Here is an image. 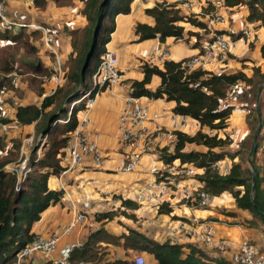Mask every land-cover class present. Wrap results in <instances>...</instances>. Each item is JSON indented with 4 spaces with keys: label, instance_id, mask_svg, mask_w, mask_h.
Returning a JSON list of instances; mask_svg holds the SVG:
<instances>
[{
    "label": "trees",
    "instance_id": "trees-1",
    "mask_svg": "<svg viewBox=\"0 0 264 264\" xmlns=\"http://www.w3.org/2000/svg\"><path fill=\"white\" fill-rule=\"evenodd\" d=\"M82 12L86 16L87 26L81 29H72L69 32L71 52L62 63L63 84L58 85L50 95L45 94V82L57 75L53 66H47L38 56V48L30 44L25 51L26 60L19 61L17 67L13 66L14 59L0 58V89L14 91L21 96L15 75L26 84L35 96L42 98L36 102L19 104L16 107L13 121L19 125L34 127V147L28 156V171L23 178H18L15 171H9L6 166L17 163L21 140L0 135V264H13L17 253L29 244L35 236L31 229L43 211L61 200L62 190H53L48 187L51 175H59L63 168L59 165V156L63 153L68 135L76 127L78 112L84 109V102L74 105L69 119L65 123L57 122L60 117H67L69 104L80 96L82 91L92 87L91 77L96 71L105 44L109 42L111 33L115 30V17L128 14L134 0H83ZM148 2L150 0H142ZM38 8H44L46 0H33ZM57 5L70 3V0H55ZM226 7L245 5L248 8L247 20L258 22L264 28V0H224ZM145 13L155 20L154 25L137 23L134 28L138 41L157 38L163 41L168 37L175 40L190 42L192 36L198 34L179 25L180 22L204 30L208 34L206 24L199 16L181 15L176 4L167 3L166 0H155L153 7L146 8ZM10 27L3 30L9 32ZM26 28H18L17 30ZM12 31V30H11ZM13 32L12 38L19 34ZM22 31H20V34ZM221 32V31H217ZM1 33V31H0ZM31 40L42 39V32L33 29L27 33ZM241 34H231L236 39ZM1 38V34H0ZM197 40L194 46H198ZM211 39L207 41L209 43ZM261 56L264 58V44L260 47ZM52 62L54 55L48 52ZM11 62V63H10ZM183 60H166L163 69L144 63L142 65L143 79L134 80L130 84L129 95L132 97H148L153 99L164 98L173 101V113L194 119L199 129L192 135L175 131L176 139L172 150H161L160 158L166 163L178 159L181 163L191 164L202 168L203 173L198 179L203 182L202 189L213 197H218L224 192H229L238 209L251 213V219L246 223L249 227L264 226V187L262 185V171L259 153L264 154V140L258 141L252 154V163L256 172V184L251 197L252 172L244 169L240 162H235L236 154L224 150L231 143V138L218 136V131L227 127V119L234 110L230 104L223 105L231 86L237 82L244 83L241 99L248 103L253 79L260 76L264 81V72L260 68H253V74L248 77L244 72L213 74L203 69L186 70L182 66ZM18 68V69H15ZM17 70L20 71L17 73ZM153 75L160 78V83L155 90H150L146 85ZM252 94V93H251ZM255 95V94H254ZM254 112L255 109H253ZM6 117H1L2 123L10 122ZM257 121V116L255 117ZM212 129L216 133L208 135L206 130ZM262 131L264 130L262 124ZM255 130L252 133V138ZM48 137L47 146L42 155H37V140L39 137ZM262 135L259 136V139ZM195 145L201 149L189 148ZM229 158L231 162L229 171L220 174L214 164ZM252 199L254 203L252 202ZM121 210H109L95 215L101 222V227L89 234L81 247L74 248L69 260L72 264L80 261L98 262L100 264H131L128 259L105 260L103 250L108 245L120 246L125 251L136 250L151 254L158 264H232L224 257H212L201 247L194 243L173 244L168 240L157 242L145 234L130 229L127 234L113 235L109 233L104 224L125 215L133 218L132 212L136 203L130 199L121 200ZM128 210V213L126 212ZM170 208L165 204L159 206V213H169ZM232 214V213H231ZM234 215V214H233ZM43 264H55L47 261Z\"/></svg>",
    "mask_w": 264,
    "mask_h": 264
},
{
    "label": "crops",
    "instance_id": "crops-1",
    "mask_svg": "<svg viewBox=\"0 0 264 264\" xmlns=\"http://www.w3.org/2000/svg\"><path fill=\"white\" fill-rule=\"evenodd\" d=\"M166 1L167 3L176 4V8L182 14L188 12L177 0ZM154 4L155 0L148 2L134 0L128 14H120L115 17V30L111 33L107 46L114 49L118 55L120 79L117 83L102 90L96 97L93 107L89 111L91 123L86 127L89 140L94 142L101 151L103 156L102 165L95 164L92 157L87 155L84 157L81 166L70 170L65 169L54 178L49 177L48 187L53 190H62L63 196L59 202L43 211L40 219L32 225L31 231L34 235L47 236L54 231L62 230L69 226L77 213H85L89 217L95 218L96 214L109 210L123 211L121 200H133L137 192L154 180V176L150 173L151 160H159L163 148H167L168 152L172 150L176 137L170 138L168 134H175V131L184 132L187 131L186 129L194 131L193 133L198 131L199 125L194 119L196 123H189L188 125L189 117L173 113V101L143 96L138 98L140 103L148 108L149 113L156 114L157 117H152L150 121L145 123L148 132L146 135L141 136L131 147L124 148L120 144L117 119L125 107L131 82L143 79L142 65L147 63L163 69L166 60L181 61L198 54L211 38L209 33L206 34L204 30L186 23L183 25L185 30L197 33L198 40L196 36H192L189 43L183 40H175L173 37H168L163 41H159L157 38L138 41V36L134 32L135 25L137 23L154 25V18L145 13V9L153 7ZM83 6V0H70V3L63 5H57L55 0H46L44 8L36 7L33 0H9L5 6V15L10 20L47 27L54 34V46L61 63H63L71 52L70 30L81 29L88 24L82 12ZM197 10L194 9L195 13L198 12ZM223 15L224 21L216 27L218 31L227 35L238 34L244 27H247V23L242 20V18H247L248 15L246 6L226 7L223 9ZM3 29L4 26L0 22V31H3ZM31 30L33 29L26 32L29 33ZM257 33L254 41L245 42V44L236 42L235 49L229 52L225 59L215 60L203 70L213 74L242 71L248 77L252 76L253 68L259 67L261 72H264V58L260 52V47L264 44V28L257 27ZM196 40L199 45L195 47ZM32 44L38 48V56L45 65L53 66L43 39L34 40ZM158 48L164 50L166 55L156 53L152 59L149 58L153 50ZM17 82L22 93L21 96L16 95L14 91L0 93V109L3 116H8L7 118L10 121L0 123V132H2L0 134L5 135L7 140L10 138L20 139L24 149V147L26 148L25 142L27 144L28 140L33 138L34 127L33 124L21 126L13 121L16 107L19 104L31 102L39 104L42 98H38L29 91L26 84L22 83L20 79ZM62 83L63 80L58 74L47 80L44 84L46 86L45 94H52L56 87ZM159 83L160 78L153 76L146 87L155 90ZM241 95L242 93L234 99L227 96L222 104L226 105L227 100H238V107L243 108L247 103L241 99ZM230 105H233L234 109L236 108L235 104L231 103ZM242 111L244 115L241 128L237 129L233 124L231 125V122H228L224 134L217 133L219 137L234 138V143L237 144L246 139L249 134L246 115L249 111ZM261 111L264 119V98L262 99ZM156 126L159 127V131H155ZM231 130H234V137L233 133L230 134ZM189 148L201 149L202 147L191 145L187 147V149ZM134 154L141 157L140 165L131 172L124 171L123 167ZM226 160L229 161L228 164H225ZM231 161L226 158L222 163L229 169ZM225 193L231 195L229 192H224L221 195ZM162 204H165L171 211L169 213H159V207L153 208L152 219L155 221L154 224L138 219L132 212L133 218L119 215L115 219L106 222L104 227L113 235L127 234L130 229H135L157 242H164L167 240L166 226L170 220L177 218L189 220L194 217L201 220H212L219 223V233L230 241V247L219 255L232 264H236L235 250L240 238L246 236L256 245L264 246V227L262 225L258 228L249 227L246 221L251 219V213L247 210L238 209L234 199L223 200L215 208L190 209L181 203L179 196L175 195L170 201ZM126 212L128 213V210ZM98 226L101 227V222H98ZM90 233L88 223L75 225L68 234L62 235L55 251L49 254H36V264L58 260L61 248L67 243L86 241ZM103 253L105 260L115 258L128 259L131 262L139 252L136 250L125 251L120 246L108 245ZM142 254L146 258L147 264H158L151 254L146 252ZM83 264L100 263L84 262Z\"/></svg>",
    "mask_w": 264,
    "mask_h": 264
},
{
    "label": "built area",
    "instance_id": "built-area-1",
    "mask_svg": "<svg viewBox=\"0 0 264 264\" xmlns=\"http://www.w3.org/2000/svg\"><path fill=\"white\" fill-rule=\"evenodd\" d=\"M7 1L0 0V22L4 27L15 26L17 28L23 27L26 29L40 30L46 51L54 55L53 68L62 79V63L54 46V34L44 25H33L8 19L4 15ZM177 1L188 10L186 14H182L181 12L180 14L201 16L200 18L206 24L208 33L211 35V41L206 44L204 49L198 54L183 60L182 66L188 71L195 70V68L204 69L215 60L225 59L227 54L235 49L237 38L232 39L229 36V38H226V33L217 32V25L224 21L223 9L226 8L224 0ZM195 8L198 9L197 13L194 11ZM240 33L241 35L238 38H244L246 43L251 42L253 36L251 28L244 27ZM156 53L166 55L164 50L158 48L153 50L149 58L152 59ZM118 64L119 59L116 51L109 48L106 43L99 65L91 77L92 87L82 91L80 96L69 104V111L66 118L60 117L57 119V122L65 123L69 119L73 106L82 101L84 102V109L78 112L77 125L69 133L63 153L59 156L58 162L63 168L62 171L81 166L84 157L87 155L92 157L95 164L102 165L103 156L101 151L94 142L89 140L86 134V127L91 123L89 111L93 107L96 97L102 90L119 81L120 73ZM243 89L244 83L237 82L230 87L227 96L234 99L242 93ZM4 92L5 88L3 87L0 89V93L4 94ZM138 98L129 95L126 98L125 107L117 119L119 141L124 148L131 147L141 136L146 135L148 131L145 123L150 121L152 117H157L156 114L149 113L148 108L140 103ZM79 113H81V116H79ZM2 116L3 112L0 109V118ZM155 131H159L158 126L155 127ZM206 132L208 135H214L216 133L212 129H208ZM168 135L170 138L176 137L174 133H169ZM39 138L37 144L42 142V137ZM39 145H37L38 148ZM259 154L261 163L264 165V154ZM28 156L29 152L28 154L25 152L23 156L21 155L22 159L19 162L7 165L6 169L15 171L19 179L23 178L30 171V167L27 166ZM222 161L216 162L214 167H216L220 174H226L229 169L223 165ZM140 163L141 157L134 154L125 164L123 170L131 172ZM203 172L202 168L181 163L178 159L173 160L171 163H166L161 158L156 161L151 160L150 173L154 176V180L150 181L144 189H141L135 194L133 201L136 203V209L133 213L138 219H143V221L154 224L155 221L152 219L153 208L170 201L171 198L175 195L178 196V194H180L181 203L186 207L190 209L206 208L215 197L202 189L203 182L198 179V176ZM262 185L264 187V167L262 171ZM98 222L96 218H91L85 213H77L69 226L62 230L54 231L47 236L35 235L31 242L17 253L16 260L13 264H36L35 255L38 253L49 254L55 251L62 235L68 234L75 225L88 223L90 232H93L100 228ZM166 233L169 242L173 244L194 243L214 258L218 257L220 253H224L230 247V241L219 233L216 222L208 219L201 220L195 217L189 220L180 218L173 219L167 223ZM84 243L85 240L76 243H67L61 248L60 258L55 260L54 263L72 264L69 260L71 251L76 247L83 246ZM142 253H137L133 257L131 264H147L146 258ZM235 263L264 264V246L260 247L256 245L246 236L240 238L236 245ZM76 264H83V262L80 261Z\"/></svg>",
    "mask_w": 264,
    "mask_h": 264
},
{
    "label": "rangeland",
    "instance_id": "rangeland-1",
    "mask_svg": "<svg viewBox=\"0 0 264 264\" xmlns=\"http://www.w3.org/2000/svg\"><path fill=\"white\" fill-rule=\"evenodd\" d=\"M240 6L241 7H245V5H240ZM4 15H5V10H4ZM242 20H244L247 23V27L252 29L253 36H252V40L251 41H254L256 36H257V34H258L257 33V27H261V26L257 22H249L247 20V18H242ZM184 24H186V23L185 22H180L179 23V25H181V26H183ZM10 28H11L12 31H15V33L19 32V34L16 36V38H12V36L14 34H13V32L10 29H9V32L8 31L6 32L5 30L1 31V33H0L1 34V38H0V58L3 57V59L6 58L8 60L9 59H14L12 64H13L14 67L15 66L17 67V65L19 64V61L26 60L27 57L25 56L24 53H25L26 49H28V46L33 43V40H31V42H30V37H29V35L26 32V31H29V29L17 30L18 28L15 27V26H10ZM20 31H22L21 32L22 34H20ZM185 31H188V30H185ZM228 36L231 37V34H228L225 37L229 38ZM236 41L238 43H240V44H245L244 38H237ZM15 69H18V68H15ZM19 72L20 71L17 70V73H19ZM153 76H156V75H153ZM15 79H17V80L20 79L18 74L15 75ZM17 80H16V82H17ZM262 80H263V78H261L260 76H255L254 77L253 83H252V87L250 86V88H248V90L251 91L252 94L250 93V96L248 98L249 99L248 103L243 108L238 107V105H239V101L238 100H235V101H228L227 100L226 101V104H231L232 103V104L236 105V108L234 109L233 113L229 116L227 121L231 122V125L233 124V126L235 128H237V129H240L241 126H242L243 115H244L243 114L244 112L242 110H247V112L249 111L248 114L246 115V117H247L246 124H247L248 129H249V134L246 137V139L244 141H242V142L237 144V143H234V140H233L234 138H231V143L224 148V150H226L227 152L237 155V157L234 159V161L235 162H240L244 169H248L249 168L251 170V165L247 161V156H248V152H249V149H250V146H251V143H252V137H251L252 133H253L254 130L256 131V128H257V125H258V121H255V117L257 116V113L254 112L253 109H255V111H256V108H255L256 94H257V91H258L260 85L264 83V81L262 82ZM45 88H46V86H45ZM7 90L5 89V91H7ZM263 98H264V87L262 89V92H261V95H260V99H259L260 109H261V104H262V99ZM79 116H81V113H79ZM228 122H227V124H229ZM0 123H1V121H0ZM189 123L195 124L196 122L192 118H189L188 125H189ZM262 124H263V127H264L263 113H262ZM227 127H228V125H227ZM226 128L219 130L218 133L219 134L220 133L224 134V131L226 130ZM186 130L187 131H184V132L189 134V135H192L190 133L194 132V131H189L188 129H186ZM0 133L2 134V132H0ZM232 133H233V137H234V130L230 131V134H232ZM260 135H262V136L259 139ZM26 136H28V135H26ZM259 136H258L257 140L261 142L262 139H264V132H262V130L260 131ZM41 141H42V142H40L41 144L40 143L37 144V145L40 144L39 148L37 150L38 151V155H42V152L44 151V148L47 146L48 137L45 136L44 138L41 139ZM34 142L35 141H34V137H33V138L28 140L27 144L25 142L26 148L24 147V149H23V145H21L20 150H19L18 160L22 159L21 155L23 156L25 152L27 154H28V152L30 153V150L34 147ZM21 143H22V141H21ZM251 159H252V156H251ZM228 163H229V161L226 160L225 164H228ZM55 176L56 175H51L50 177L54 178ZM178 196L180 197V194H178ZM223 200H233V198L228 193H225V194H223L221 196L215 197L212 200V202L210 203V205L207 206V207L215 208L221 202H223ZM162 216H164V215H162ZM216 225L219 227V223L216 222Z\"/></svg>",
    "mask_w": 264,
    "mask_h": 264
},
{
    "label": "water",
    "instance_id": "water-1",
    "mask_svg": "<svg viewBox=\"0 0 264 264\" xmlns=\"http://www.w3.org/2000/svg\"><path fill=\"white\" fill-rule=\"evenodd\" d=\"M263 87H264V83L260 85V87L257 91V94H256L255 108H256V113H257L258 125H257L256 131L253 135L252 143H251V146H250V149L248 152V156H247V161L251 165V172H252L251 197H252V194H253V191L255 188V184H256V172H255L253 164H252L251 156H252V154L256 148L257 139H258L259 133L262 129V112H261L260 105H259V99H260V95H261ZM252 202L254 203L253 199H252Z\"/></svg>",
    "mask_w": 264,
    "mask_h": 264
}]
</instances>
